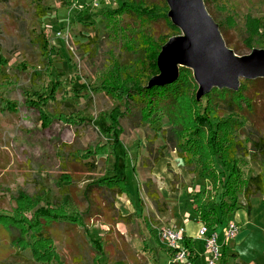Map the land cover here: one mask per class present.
Listing matches in <instances>:
<instances>
[{
	"label": "rangeland",
	"instance_id": "obj_1",
	"mask_svg": "<svg viewBox=\"0 0 264 264\" xmlns=\"http://www.w3.org/2000/svg\"><path fill=\"white\" fill-rule=\"evenodd\" d=\"M129 1L167 16L164 0ZM129 1L99 0L95 9L89 0H0V213L10 217L0 219V264L18 257L11 243L16 234L22 238L21 253L30 258L34 249L37 264H92L91 241L103 245L100 264H176L158 231L177 227L194 236V257L203 262L193 196L206 190L205 178L194 165L186 167L175 147L184 143L191 159L213 164L210 127L198 117V86L189 69L179 68L182 90L168 118L153 110L154 122L143 121L132 103L128 110L119 99L124 85L147 86L152 78L144 79L147 71L143 75L151 63L137 62V35H149L158 46L164 37L181 34L163 20L133 13ZM204 6L234 54L264 50V0H208ZM254 81L247 92L254 107L243 111L241 132L218 129L229 132L218 137L221 145L240 141L247 155L234 158L243 180L264 172L251 157L264 153V79ZM244 82L252 81L240 85ZM101 126L122 131L116 149L122 165L112 154L84 158L96 144H112ZM119 171L127 193L89 187ZM239 205L244 207L242 196ZM48 215L79 219L82 226L53 225L43 242L36 235ZM229 220L233 214L216 230L220 245ZM238 224L223 264H264L262 194L250 200V215Z\"/></svg>",
	"mask_w": 264,
	"mask_h": 264
},
{
	"label": "trees",
	"instance_id": "obj_2",
	"mask_svg": "<svg viewBox=\"0 0 264 264\" xmlns=\"http://www.w3.org/2000/svg\"><path fill=\"white\" fill-rule=\"evenodd\" d=\"M207 1L208 0H203L204 5L206 4ZM146 6L147 5H145L142 2L137 3V5H135L130 1H129V5H127V7L131 8L133 13L137 14L138 16L147 17V19H149L150 21L163 20L167 25V27L170 29V31H172V33L174 28L177 29L173 25L172 26L170 25L166 14H162V15L156 14L154 12L155 8L148 9ZM122 7H123V2L119 6V9H121ZM165 8L166 7H164V9ZM37 10H41L40 5L37 6ZM178 35L171 34L168 37H164V39H162L161 44L158 46L156 43L151 41V37L149 35L146 34L137 35L138 37L137 40L140 42L139 53L141 54V56L137 57V62L142 65L143 63L142 61L143 60L146 61L147 59L148 64L151 63V65H149L150 70L148 68V65L147 67L142 66L144 69L143 75H145L148 72V74H146V78L144 77L145 80H148V78L158 75V70L156 67L157 56L162 46L168 41V39ZM41 41L43 45L47 43L43 35L41 36ZM225 45L229 48L227 44ZM138 58H141L139 59L141 60V62H139ZM46 59L47 62H49V57ZM1 60L2 59L0 57V69L3 66L1 64ZM134 66L136 67V70L140 69L137 68L136 65ZM136 74L137 76H139L138 71L136 72ZM127 79L131 80L132 78H127ZM118 80L119 79L113 81L118 82ZM260 80L261 79H257V81ZM255 82L256 81L244 82L243 84L240 85L238 91L236 92L229 91L226 89H222V90L213 89L209 94L202 97L199 101L195 100V103L199 106L198 108L200 109L199 111L200 115H198V117L200 119L206 118V120L208 121V127H210V136L208 138L207 146L211 150V152H213V158H211L213 164H211L209 160H203V158L201 159L199 157L191 159L190 155L189 154L186 155L185 153L186 149H184L183 147L184 143L178 142L177 146L175 147V151L177 152L178 157L183 161L186 167H189L190 165H194L193 171L194 169L195 170L199 169L205 178L206 190L201 195L196 193L193 196V205L196 216L200 218L201 223L204 224L206 227H208L210 231H216L218 226L221 225L230 214H234L240 209H243L246 215L249 216L250 200L257 193H260L264 196V172L248 180L239 179L240 178L238 176L239 171L237 170V164L234 158L235 155H240V153L242 154V156L246 154L245 151H243L244 149L241 148L240 141L230 140L227 144H223V145H221L220 142L218 141V137L221 138V137L229 136V132H226L225 134L220 133L218 131L219 128L232 129L234 133H237L239 131L241 132V127H240L242 126L241 121L244 120L241 117L243 111L244 110H246L247 112L252 111L254 107L253 99L247 95V92H248V86L254 84ZM121 84H123V82H121ZM120 90H121V94L118 92L119 99L124 102V106L128 110H130V104L132 103L133 107H135L138 110L139 114H141L143 121L154 122L153 119H151L153 115L151 116V112L149 111L158 110L160 111L161 114L166 115V117L168 118L171 112L174 110L173 109L175 107L174 105L176 104V101L181 94L182 85L179 78L175 83L171 85L165 87H153L149 89L145 85H140V83L137 81L133 83L132 87H126V85H124L123 88ZM107 94L110 95L109 92ZM42 108L43 107H41V109ZM225 109L226 112L224 111ZM41 111H42L41 114L42 119L47 124H50L52 119L44 112V110ZM115 114L118 119L120 115L117 114V111L115 112ZM168 120L172 124L171 119ZM102 128H104L103 135L106 137H110L112 140V144H108V143H104L103 145L96 144L97 146L96 145L95 146L97 148L89 151L87 155H84V158H89L91 156L112 154L116 158L117 165L120 163L122 165V161L120 160L119 157L116 156L117 155L116 149L120 145L119 136L122 134V131L120 129L113 130L110 127H103V126L100 127V130ZM255 146H259L257 152H263V149L260 147V145H255ZM108 149L111 150V153L107 151ZM253 156L254 155H251L252 160L258 161L260 167L264 171V153L263 155H261L263 157L259 156L261 157L260 159ZM217 166L218 168H220V171L216 169ZM64 176L65 175H63V177ZM66 177L68 176H65V178ZM124 181L125 178L124 176L123 177L121 176V173L119 171L116 177L98 180L94 182L95 184L89 185V187L96 186L99 188H105L110 191L115 190L120 193H127ZM64 187L65 186H63V188ZM22 196L24 195H21L20 197ZM239 196H242V199L244 200V207H241L239 205ZM22 200L25 201V198L23 197ZM40 212L41 214L44 213L45 215V211H40ZM46 217L48 219H44L43 223H39L41 228L38 229L36 235L37 236L36 238H39V240H42L43 242L47 241L46 239L47 236L45 235V233H47L48 229L53 225L66 224L68 226H77V227L82 226V222H81L82 220L79 219L72 220L70 219V217L64 218V217H55L51 215H48ZM9 218L10 217L8 215L0 213V219H9ZM9 233H12L11 229H9ZM11 243L17 249L18 257H15L12 262L4 263V264H37L36 262L38 261V259L35 254L36 251L34 249L32 255H30V258H27L24 253H21L22 250L20 248V245L22 243V238L21 236H19V234H16V237L15 236L12 237ZM183 245L186 249L189 250L191 254L193 253V241L191 238L185 237L183 240ZM91 248L94 253L92 264H100L102 257L104 255L102 243L99 241H91ZM225 256H226V249L224 248L222 251V257L224 258ZM44 261L46 260H43L42 262Z\"/></svg>",
	"mask_w": 264,
	"mask_h": 264
},
{
	"label": "water",
	"instance_id": "obj_3",
	"mask_svg": "<svg viewBox=\"0 0 264 264\" xmlns=\"http://www.w3.org/2000/svg\"><path fill=\"white\" fill-rule=\"evenodd\" d=\"M171 24L180 31L162 46L157 59L158 75L147 88L175 83L179 68L189 69L198 86L196 100L213 89L236 92L240 81L264 79V50L237 56L229 49L203 0H164Z\"/></svg>",
	"mask_w": 264,
	"mask_h": 264
},
{
	"label": "built area",
	"instance_id": "obj_4",
	"mask_svg": "<svg viewBox=\"0 0 264 264\" xmlns=\"http://www.w3.org/2000/svg\"><path fill=\"white\" fill-rule=\"evenodd\" d=\"M92 7L97 9L100 6L99 0H89ZM239 234V226L235 221H228L223 234V243H219V234L210 231L204 224H200L196 237L200 238L203 244V264H223L222 251L227 242L233 241ZM159 239L169 251L170 259L176 264H195L193 255L183 245L185 232L183 229L164 228L158 231Z\"/></svg>",
	"mask_w": 264,
	"mask_h": 264
},
{
	"label": "crops",
	"instance_id": "obj_5",
	"mask_svg": "<svg viewBox=\"0 0 264 264\" xmlns=\"http://www.w3.org/2000/svg\"><path fill=\"white\" fill-rule=\"evenodd\" d=\"M233 216H234V220H229V221H235L238 226H239L238 223L246 222L247 221V217H248L243 209H240L239 211H237L236 213H234ZM195 220L197 222V227L199 228L200 224H202L201 223V220H200V218L198 216L195 217ZM177 228L178 229H183L182 227H177ZM184 232H185V230H184ZM185 235L187 237L191 238L192 241H193V237H194L193 235H190V234L187 235V233ZM195 236H196V233H195ZM225 249H226V247H225ZM192 255H193V258L195 259V264H203V262H200L199 263L197 257H194V253H192Z\"/></svg>",
	"mask_w": 264,
	"mask_h": 264
}]
</instances>
